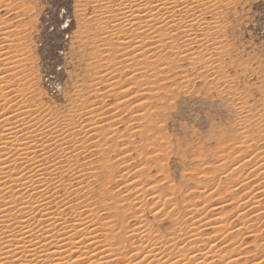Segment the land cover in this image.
Segmentation results:
<instances>
[{
    "label": "rangeland",
    "instance_id": "rangeland-1",
    "mask_svg": "<svg viewBox=\"0 0 264 264\" xmlns=\"http://www.w3.org/2000/svg\"><path fill=\"white\" fill-rule=\"evenodd\" d=\"M117 1L118 3L115 4L114 2ZM122 1L0 0V85L3 88L0 86L3 90L0 93L4 95L8 103L0 94V101H4L0 102V117H6L12 124L17 121L16 124L20 125L21 130L26 127L28 131H35L30 134L23 130L17 136L19 140L22 136V138L33 136L31 138L34 142H32L39 147L42 138H47H45L47 143H44L46 141L43 139L44 144L41 145L43 150L47 148L43 152L48 154L45 153L38 160L42 162L44 159L41 163L44 167H50L52 164L60 166L58 167L60 172L57 174L44 176L51 185L47 196L55 195L50 198L51 202L54 201L50 204V210H55L60 204L61 208H59L62 209L63 214H67L64 215V219L66 218L68 225H72L78 220V218L73 220L76 217L73 209L80 205L79 202H84L85 204H81V207L84 206L86 211L91 210L92 222L95 225L99 224L96 225L95 232V236L101 242L99 245L104 246L107 242H102L105 240L104 237L106 240L109 239L108 242L112 247L108 242L106 245L108 244L111 248L108 245L107 247L113 250V258H117L116 260L119 258L116 264H127L126 259L134 261V254L141 251V248L137 251V247H144V244L139 243L137 236L129 234L130 229L140 225L149 234L154 233L151 234L153 237L156 233H158L156 236L162 235L163 242L174 239L176 233L175 241L182 240L183 243H180L178 248L185 250V253L189 247V251H193L190 253L191 256L193 253V256L195 255L194 258L201 256L203 252L200 251L206 249L207 245H214L213 248L218 246V253L221 250V257H227L228 253L229 257L237 256V264H264V177L262 178V175L264 176V138L262 137L264 136L262 131V128L264 130V0H194L195 2L177 0L172 19L180 21L187 18L185 20L187 23L176 20L179 22L177 25L179 28L171 27L173 31L176 29L174 32L166 27L163 32L165 33L164 46L158 50H153L155 48L152 44L147 47L148 41L144 40L137 31L141 25L139 19L133 21V27V24L121 23L123 20L119 16L121 11L117 8ZM183 6L187 14L181 11ZM190 7L194 10H190ZM57 10L59 11L57 19L63 20L66 28L62 26L60 29L62 36L57 37L58 47L53 60L49 55L48 34L45 30L50 17ZM189 15H192L191 20ZM196 20H201V24H197ZM120 26L123 27L120 28ZM132 30L135 31L132 32ZM47 31L51 32V29ZM138 32L140 36L136 35ZM138 40L143 44H137L135 41ZM132 48L138 49L134 55ZM143 50H147L144 51L145 53L149 50L150 53L146 55L143 52L144 56L141 53ZM3 57H6L5 60ZM52 63L55 64V70L50 67ZM3 106L6 107L4 110ZM249 111H252V115ZM245 113L248 114L249 124L242 126L241 120ZM259 115L263 117L260 118ZM257 119L261 120L258 122ZM37 121L38 124H36ZM44 121L45 124L54 122L55 124L51 125L46 132L43 130ZM25 122L27 125L24 124ZM65 122L67 125L69 123L68 127L65 126ZM61 123L64 125L62 126ZM257 123H262V127L259 124L255 126ZM31 124L33 127L30 126ZM91 126L97 127L98 130L95 132L96 129L92 130ZM28 127L32 128L29 130ZM36 128H39L38 131ZM90 128L94 132L90 131ZM60 129L61 132H58ZM54 130L55 132L57 130V133L50 135L48 131L54 132ZM64 130L68 133L62 134ZM256 130L259 132L256 133ZM242 131H245L244 135ZM37 133L39 135L41 133V136ZM70 135L79 143L72 142ZM65 136L67 137L64 139ZM50 139L52 140L49 142ZM59 144H62L61 147L64 145L65 155L69 153L70 158L64 155L60 157L57 154L56 146ZM39 149L41 148L34 150L38 152L37 155L42 154ZM52 153L56 154L52 156ZM50 156L52 158H48ZM47 161L48 164L45 163ZM61 162L64 163L61 164ZM237 165L240 171H237ZM259 166L260 171L257 169ZM233 168L236 169L234 175L231 174ZM71 169H75L74 176L71 175L73 174L70 172ZM253 169L255 172L258 170L261 175H256ZM229 172L231 176L228 175ZM69 175L77 178L82 175V177L76 181ZM245 177L248 181L244 180ZM57 179H60L59 182ZM136 181L140 183L137 184ZM128 184L129 186L136 184L138 187L135 186L134 190L137 191L131 188L135 193L130 189L127 194L125 187ZM86 185L89 186L86 188ZM70 186L76 188H69ZM80 186L85 188L81 189ZM142 186L146 189L144 190ZM65 189L73 193L76 191V193L71 195L72 193ZM138 189L140 192L143 191L141 192L144 193L143 196L141 193L136 194L139 192ZM108 191L110 195L107 194ZM104 195L108 198H104ZM133 195L135 196L132 198ZM138 195L142 198L138 199ZM110 198L112 199L109 200ZM61 199L64 200L63 204ZM136 202L142 204L139 205L142 208L138 206L140 210ZM221 202L224 203L221 204ZM68 205L73 208L70 206L71 209H69ZM204 205L208 206L206 210V207L203 208ZM93 217L96 218L93 219ZM216 218L219 224L216 223ZM97 219L102 220L101 226ZM103 219L109 222L108 226ZM191 219L210 223L199 231L200 236L196 235L193 238V240L199 238L198 242H201L197 244V240L193 244L189 239L186 240V237L193 233L184 235L182 232V235L177 232V228L184 230L188 222L192 221ZM103 222L107 228L102 226ZM110 223L115 224L114 227H110ZM146 223L147 226H145ZM181 223L182 226H180ZM120 224L121 227H119ZM212 225L217 227L222 225L223 228L218 231V227L215 233L212 231ZM103 228L108 229L106 233ZM113 228L118 231L114 232ZM109 230L113 232L108 233ZM177 234L184 237L180 238ZM109 235L112 238H109ZM132 237L133 239H130ZM117 241L122 246L118 245ZM206 241H209L208 244L205 243ZM212 242L213 245H211ZM189 243L190 246H188ZM193 245L196 247H192ZM132 247L134 250L136 247V252H133ZM119 248L123 249L120 251ZM224 249L228 253H225ZM229 250L234 252L231 253ZM173 251L174 249L168 250L165 253V255L169 253L166 258L176 259L174 256L183 254L181 251L178 255L179 251L176 250L175 255L172 256ZM195 259L199 261L198 258ZM218 259H215L216 264L221 261Z\"/></svg>",
    "mask_w": 264,
    "mask_h": 264
},
{
    "label": "bare ground",
    "instance_id": "bare-ground-1",
    "mask_svg": "<svg viewBox=\"0 0 264 264\" xmlns=\"http://www.w3.org/2000/svg\"><path fill=\"white\" fill-rule=\"evenodd\" d=\"M112 0H110V2H111ZM194 1V0H193ZM193 1H192V4H194L193 3ZM176 2H177V0H123L122 2H120L119 4H118V7L119 8H117L119 11H121L120 13H119V16H121L120 17V19L122 18L123 20H121V23H123L124 22V24L126 23V24H133V21H135V20H138L139 21V24H141L138 28V30L137 31H139L140 32V34H141V37L144 39V40H147L148 42H146V43H148V45H147V47H149V45H151L152 44V46L155 48V49H153V50H158L159 48H162L163 46H164V34L165 33H163L164 32V30H165V28L166 27H168L167 29L169 30V29H171V27H174V26H176V29L177 28H179V27H177V25H178V23L179 22H182V21H185V20H177V21H179V22H177L176 20V22L172 19V17L174 16V11H173V9H174V5L176 4ZM185 2H187V0L185 1ZM189 2V1H188ZM195 2V1H194ZM115 4L116 3H118V1L117 2H114ZM115 4H113V5H115ZM185 5V4H184ZM117 6V5H116ZM176 6V5H175ZM178 6V5H177ZM180 6V5H179ZM178 6V7H179ZM187 6H188V4H187ZM191 6V5H190ZM177 7V8H178ZM176 8V9H177ZM193 8H191L190 7V10H192ZM117 10V11H118ZM185 10H186V8H185ZM190 10H188V11H190ZM194 10V9H193ZM116 11V12H117ZM181 11H183V12H185L184 11V6H183V9L181 10ZM187 11V10H186ZM111 13V12H110ZM177 13H179V12H177ZM177 13H175V14H177ZM186 14H187V12H185ZM217 14V13H216ZM111 15V14H110ZM114 15V14H113ZM180 15V14H179ZM112 16V15H111ZM115 17H116V15H115ZM183 17H184V15H183ZM185 17H187V16H185ZM190 17H192V15L190 16L189 15V19L191 20L192 18H190ZM201 17V16H200ZM175 18V17H174ZM110 19V18H109ZM196 19H198V18H196ZM200 19V18H199ZM116 20V19H115ZM118 21H120L119 19H117ZM200 21L201 20H196V23L197 24H199L200 23ZM203 21V20H202ZM189 23L190 22H192V21H188ZM2 23H5V22H2ZM1 23V24H2ZM120 23V22H119ZM118 23V24H119ZM121 23L119 24V25H121ZM187 22L185 21V23L184 24H186ZM6 24V23H5ZM118 24H116V26L118 25ZM136 24H138L137 22H136ZM138 24V25H139ZM201 24V23H200ZM192 25H194V23L192 24ZM192 25H191V27H192ZM115 26V27H116ZM128 26V25H127ZM134 26V24L132 25V27ZM136 26V25H135ZM170 26V27H169ZM198 26V25H197ZM201 26V25H200ZM121 27H123V26H120V28ZM131 27V26H130ZM131 27V28H132ZM186 27V26H185ZM118 28V27H117ZM129 28V27H128ZM180 28H181V26H180ZM198 28V27H197ZM109 29V28H108ZM114 29H116V28H114ZM137 29V28H136ZM135 29V30H136ZM175 29V28H174ZM175 29V30H176ZM185 29V28H184ZM135 30H132V32H134ZM172 30V29H171ZM170 30V31H171ZM174 30V31H175ZM190 30H192V29H190ZM189 30V31H190ZM118 31H119V29H118ZM173 30H172V32H174ZM182 31H184V30H182ZM111 32V31H110ZM109 32V33H110ZM120 32V31H119ZM125 32V31H124ZM130 32V31H129ZM139 32L136 34V35H138V36H140V34H139ZM113 33V32H112ZM116 33H117V31H116ZM122 34H123V32H121ZM126 33V32H125ZM128 33V32H127ZM184 33V32H183ZM195 32H193V34H194ZM1 34H3V33H1ZM118 34V33H117ZM121 34V35H122ZM167 35L169 34V33H166ZM9 35V34H8ZM104 35V34H103ZM115 35V34H114ZM191 35V34H190ZM112 36V35H111ZM179 36V35H178ZM187 36V35H186ZM120 37V36H119ZM124 37H126V36H124ZM188 37H189V35H188ZM207 37V36H206ZM130 38H132V37H130ZM134 38H136V37H134ZM140 37H138V39H139ZM170 38H172V37H170ZM169 38V39H170ZM107 39H108V37H107ZM127 39V38H126ZM129 39V38H128ZM194 39V38H193ZM106 40V39H105ZM104 40V41H105ZM120 40V39H119ZM130 40V39H129ZM135 40H137V39H135ZM142 40V39H141ZM167 40H168V38H167ZM205 40V39H204ZM203 40V41H204ZM124 41V40H123ZM164 41V42H163ZM187 41V40H186ZM193 41V40H192ZM202 41V40H201ZM121 42H122V40H121ZM120 42V43H121ZM126 42V41H125ZM125 42H124V44H125ZM137 44H143V42L141 41V42H139V40L138 41H135ZM207 42V41H206ZM119 43V44H120ZM127 43V42H126ZM134 43V42H133ZM129 44H131V43H129ZM128 44V45H129ZM132 45V44H131ZM121 46V45H120ZM134 46V45H133ZM143 46H145V44L143 45ZM143 46H140V47H143ZM118 47V46H117ZM128 47V46H127ZM126 47V48H127ZM139 47V48H140ZM146 47V48H147ZM130 48V47H129ZM135 48H137V46L135 45ZM135 48H134V50H133V48H132V50L134 51L132 54L134 55L137 51H138V49L137 50H135ZM144 48V47H143ZM143 48H140V49H143ZM182 48V47H181ZM139 49V51H141ZM149 49V48H148ZM186 49H187V47H186ZM152 50V51H153ZM2 51V50H1ZM124 51V50H123ZM145 50H143L141 53L143 54V52H144ZM147 51V50H146ZM145 51V52H146ZM150 51H151V49H150ZM165 51V50H164ZM188 51V50H187ZM144 52V53H145ZM148 52H149V50H148ZM145 53L146 55L147 54H149V53ZM9 53V52H8ZM131 53V52H130ZM145 54H143L144 56H145ZM138 55V54H137ZM140 55V54H139ZM138 55V56H139ZM143 55H142V57H143ZM6 56V55H5ZM124 56H125V54H124ZM129 56V55H128ZM131 56V55H130ZM149 56V55H148ZM151 56V55H150ZM134 57V56H133ZM154 57V56H153ZM156 57V56H155ZM172 57V56H171ZM5 58L6 57H3V59L5 60ZM132 58V57H131ZM139 58V57H138ZM144 58V57H143ZM147 58V57H146ZM152 57H148L147 59H151ZM205 58V57H204ZM203 58V59H204ZM7 59H9V58H7ZM6 59V60H7ZM136 60H137V56H136V58H135ZM134 58H133V60H135ZM1 60V59H0ZM3 60V61H4ZM193 60V59H192ZM129 61V60H128ZM128 61H126V62H128ZM140 61V60H139ZM139 61H137V62H139ZM148 61V60H147ZM155 62V61H154ZM7 63V62H6ZM5 63V64H6ZM20 63V62H19ZM142 63V62H141ZM159 63V62H158ZM208 63V62H207ZM16 64H17V62H16ZM127 64V63H126ZM147 64H148V62H147ZM1 65V64H0ZM9 65V64H8ZM210 65V64H209ZM124 68V67H123ZM145 69V68H144ZM14 71V70H13ZM168 73V72H167ZM104 74V73H103ZM112 74V73H111ZM182 74V73H181ZM136 75V74H135ZM3 76V75H2ZM1 76V77H2ZM125 76V75H124ZM3 78V77H2ZM125 78V77H124ZM131 78V77H130ZM1 79V78H0ZM3 80V79H2ZM136 80V79H135ZM138 80V79H137ZM108 81V80H107ZM111 81V80H110ZM3 83V82H2ZM111 84V83H110ZM131 84V83H130ZM136 84V83H135ZM113 85V84H112ZM129 85V84H128ZM1 86V88H2V85H0ZM143 86H145V85H143ZM108 87H110V86H108ZM113 87V86H112ZM0 88V89H1ZM3 89V88H2ZM0 90V91H3V90ZM112 89V88H111ZM160 89V88H159ZM5 90V89H4ZM121 90V89H120ZM119 90V91H120ZM124 90V89H123ZM122 90V91H123ZM21 91V90H20ZM95 91V90H94ZM104 91V90H103ZM112 91V90H111ZM12 92V91H11ZM114 92V91H113ZM128 92V91H127ZM145 92V91H144ZM4 93H5V91H4ZM22 93V92H21ZM123 93H125V92H123ZM1 94V93H0ZM2 96H3V100H5V102L7 103V100L5 99V97H4V95L3 94H1ZM1 95H0V97H1ZM22 95V94H21ZM20 95V96H21ZM116 95V94H115ZM8 96V95H7ZM8 98V97H7ZM141 99V98H140ZM9 100V99H8ZM15 100V99H14ZM21 100V99H20ZM0 102H4V101H0ZM13 102V101H12ZM22 102V101H21ZM103 103V102H102ZM113 103V102H112ZM117 103V102H116ZM8 104V103H7ZM123 104V103H122ZM4 106H6V105H4ZM3 106V107H4ZM8 106V105H7ZM110 106V105H109ZM128 106V105H127ZM2 107V109L4 110L6 107H4L3 108ZM17 107V106H16ZM107 107V106H106ZM121 108V107H120ZM1 109V108H0ZM23 109V108H22ZM83 110V109H82ZM115 110V109H114ZM248 110V109H247ZM13 111V110H12ZM16 111V110H15ZM14 111V112H15ZM81 111V110H80ZM246 113L248 112V111H245ZM250 112V111H249ZM252 112V111H251ZM251 112H250V114H251ZM261 112V111H260ZM263 112V111H262ZM24 113V112H23ZM23 113H21V114H23ZM125 113V112H124ZM245 113V114H246ZM259 113V112H258ZM258 113H257V115H258ZM10 114V113H9ZM25 114V113H24ZM23 114V115H24ZM28 114V113H27ZM132 114V113H131ZM255 114V113H254ZM2 115H5V114H2ZM252 115V114H251ZM261 115H262V113H261ZM7 116V115H6ZM33 116V115H32ZM78 116V115H77ZM260 116V115H259ZM258 116V117H259ZM118 117V116H117ZM257 117V116H256ZM261 117H263V116H260V118ZM29 118V117H28ZM115 118V117H114ZM251 119H253L252 117H250ZM255 118V117H254ZM14 119V118H13ZM16 119V118H15ZM65 119V118H64ZM263 119V118H262ZM19 120V119H18ZM52 120V119H51ZM260 121L261 119H257V121ZM10 120H8L6 117H4V116H1L0 117V264H116L117 262H119L118 260H119V258H118V260H116L117 258H113V250L112 249H110L111 247H112V245H110V243L108 242V240H106V237H104L105 238V240L104 241H102V242H104L105 243V241H107L108 243H109V245L111 246H109L108 244V247H110V248H108L107 247V245H106V243L104 244V246H100L99 245V243H101V242H99V239H98V237H96L95 236V232L97 231L96 229V225H95V223H93L92 222V211L91 210H87L86 211V208L84 207V206H82L81 207V204L83 205V204H85L84 202L83 203H80L79 202V204L80 205H77L76 203V205H74V206H76L77 208H75V209H73L74 211V213H72V214H74V215H76V217H74V219L73 220H76V218H78V220H77V222L75 223V224H72V225H68L67 223V221L64 219V215H67V214H63V211H62V209H60L61 207H60V204H59V206L57 207V208H55V210H50V204H52V202H54V201H50V198L51 197H53V196H55V195H53V193H51L53 196H47V194H49V188L51 187V185L49 184V180L47 181L45 178L46 177H44L45 175H55V174H57V172H60V171H58L59 169H58V167H60V166H56L55 164H52L50 167H44L41 163L44 161V159L42 160V162H40L38 159H39V157H43L44 155H45V153L46 154H48V152H43V151H45V149H47V148H45L44 150H43V145H41L43 142H42V140L44 139V141H46L45 140V138H42V140H41V146L39 145V147L41 148V149H39V150H41V151H39V152H42V154H40L39 153V155H37V153H36V151H34L35 149H37V148H39L38 146H36V144L35 143H33L34 141L32 140V138L31 137H33V136H31L30 138H31V140H30V138L29 137H26V138H22V137H20V140H19V138L17 139V136L19 135V134H21V132H23V130H26V127H25V129H23V130H21L20 128H19V126L20 125H18V124H16L17 123V121H15L14 122V124H12L11 122H9ZM39 121V120H38ZM38 121L36 122V124H38ZM46 121V120H45ZM45 121H44V123H42V124H45ZM49 121H50V119H49ZM57 121V120H56ZM64 121H66V120H64ZM71 121V120H70ZM73 121H74V119H73ZM91 121V120H90ZM258 121V122H259ZM20 122H21V119H20ZM22 122H23V120H22ZM35 122V121H34ZM47 122V121H46ZM54 122V121H53ZM131 122H133V121H131ZM66 124H65V126L66 127H68V125H69V123H68V125H67V122H65ZM84 123V122H83ZM130 123V122H129ZM246 123H248L249 124V118H248V114H246V115H244L243 116V119L241 120V125L243 126V125H245ZM253 123H255V122H253ZM23 124V123H22ZM21 124V125H22ZM24 124H26V122L24 123ZM53 124H55V122L53 123ZM53 124H51V123H47V124H45V126L43 127V130H47L49 127H51V125H53ZM62 124V123H61ZM95 124V123H94ZM93 124V125H94ZM260 125V127H262V125L264 124H260V123H257L255 126H257V125ZM27 125V124H26ZM41 125V124H40ZM56 125H58V123L56 124ZM55 125V126H56ZM64 124H62V126H63ZM92 125V126H93ZM96 125V124H95ZM30 126H32V124L30 125ZM36 126V125H35ZM34 126V127H35ZM39 126V125H38ZM61 125H60V127H62ZM64 126V127H65ZM91 126V127H92ZM116 126V125H115ZM139 126V125H138ZM240 126V125H239ZM33 127V126H32ZM31 127V128H32ZM41 127V126H40ZM39 127V128H40ZM56 127H59V126H56ZM56 127H52L53 129L54 128H56ZM70 127H72V126H70ZM76 127H79V126H76ZM89 127V126H88ZM113 127V126H112ZM248 127V126H247ZM259 127V128H260ZM24 128V127H23ZM31 128H29L28 127V129L30 130ZM39 128H36V131H38V129ZM73 129H74V127H72ZM97 128V127H96ZM95 127H92V130L93 129H96ZM115 128V127H114ZM141 128V127H140ZM139 128V129H140ZM242 128H244V127H242ZM51 129V128H50ZM63 129V128H62ZM67 129H69V128H67ZM241 129V128H240ZM239 129V130H240ZM245 129V128H244ZM256 129V128H255ZM261 129V128H260ZM40 130H42V129H40ZM58 130V129H57ZM57 130H56V132H55V130H54V132H51L52 131V129H51V131H48V132H50L49 134L51 135V134H55V133H57ZM78 130H80V128L78 129ZM91 130V128H90V131H92ZM98 129H96L95 130V132L97 131ZM243 130V129H242ZM26 131H28V130H26ZM65 131H67V130H64V132H62V134H66V133H68V132H65ZM69 131H71V130H69ZM74 132H75V130H73ZM257 132L256 133H258L259 131L258 130H256ZM262 131L264 132V130H263V128H262ZM261 131V132H262ZM30 134L31 133H34V132H32L31 130L30 131H28ZM47 132V131H46ZM58 132H61V129H60V131H58ZM72 132V131H71ZM89 132V131H88ZM92 132H94V131H92ZM245 133V131H242V133ZM260 132V133H261ZM29 133L27 134V135H29ZM45 133V132H44ZM85 133V132H84ZM244 133H243V135H244ZM38 135H39V133H37ZM37 134H35L37 137H38V135ZM42 134H43V132H42ZM47 134V133H46ZM62 134H61V136H62ZM75 134V133H74ZM264 134V133H263ZM26 135V134H25ZM34 135V136H35ZM48 135V134H47ZM71 135H73L72 133H71ZM69 136V137H71L72 139H73V137L72 136ZM76 135V134H75ZM118 135V134H117ZM259 135V134H258ZM35 136V137H36ZM39 136H41V133H40V135ZM46 136V135H45ZM58 136V135H57ZM60 136V135H59ZM77 136H78V133H77ZM90 136V135H89ZM113 136V135H112ZM246 136H248V135H246ZM262 136V135H261ZM36 137V138H37ZM56 137V136H55ZM67 136H65L64 137V139L66 138ZM76 136H74V138H75ZM87 137V136H86ZM95 138H96V136H94ZM244 137V136H243ZM263 138H264V136H262ZM49 138V137H48ZM63 138V137H62ZM118 138V137H117ZM47 139V138H46ZM54 139V138H53ZM64 139H62V140H64ZM36 140V139H35ZM52 139H50L49 140V142L51 141ZM60 140V139H59ZM61 140V141H62ZM90 140V139H89ZM118 140V139H117ZM253 140V139H252ZM33 141V142H32ZM70 141H72V140H70ZM69 141V142H70ZM74 141H77V143H79L78 142V140H75V139H73V141L72 142H74ZM80 141V140H79ZM48 142V143H49ZM59 142V141H58ZM38 143H40V142H38ZM44 143H47V141L46 142H44ZM43 143V144H44ZM63 143V142H62ZM68 143V142H67ZM76 143V142H75ZM52 144H54V142L52 143ZM51 144V145H52ZM64 144H65V142H64ZM74 144V143H73ZM86 144V143H85ZM99 144V143H98ZM38 145V144H37ZM57 145V144H56ZM55 145V146H56ZM61 145L62 144H59L58 146H56L57 147V154H59V156L60 157H63L62 155H64V156H68V154L66 153V155H65V150H64V148H63V146L61 147ZM256 145H257V143H256ZM47 146V145H46ZM51 147V146H50ZM49 147V148H50ZM55 147V148H56ZM67 147V146H66ZM77 148H79L80 149V147H76V149ZM249 148V147H248ZM78 149V150H79ZM120 149V148H119ZM52 150H50V152H51ZM88 151V150H87ZM74 152V151H73ZM125 152H127V151H125ZM83 153H85V152H83ZM254 153V152H253ZM56 154V153H55ZM54 154V155H55ZM125 154V153H124ZM123 154V155H124ZM53 155V153H52V156H54ZM58 156V157H59ZM47 157V156H46ZM74 157H75V155H74ZM78 157V156H77ZM119 157V156H118ZM48 158H52L51 156L50 157H48ZM67 158H70L69 156L67 157ZM76 158V157H75ZM256 158V157H255ZM42 159V158H41ZM46 160H48L47 158H45ZM57 159H55V161H56ZM59 160V159H58ZM106 160V159H105ZM242 160V159H241ZM244 160V159H243ZM246 160V159H245ZM50 161V160H49ZM54 161V160H53ZM52 161V162H53ZM17 162H19L18 164V166H17ZM52 162H50V163H52ZM65 162V161H64ZM64 162H61V164L62 163H64ZM72 162V161H71ZM45 163H47L48 164V161L47 162H45ZM49 163V164H50ZM56 163H59V162H56ZM125 163V162H124ZM123 163V164H124ZM60 164V163H59ZM246 164V163H245ZM248 164V163H247ZM141 165V164H140ZM257 165H258V163H257ZM256 165V166H257ZM260 165V164H259ZM68 166V165H67ZM67 166H65V167H67ZM73 166V165H72ZM71 166V168H73ZM240 166H241V164H240ZM254 166V165H253ZM139 167V166H138ZM219 167V166H218ZM238 165H237V171H240V167H239V169H238ZM242 167V166H241ZM243 167H244V165H243ZM255 167V166H254ZM63 168V167H62ZM222 168V167H221ZM66 169V168H65ZM68 169H70V168H68ZM220 169V168H219ZM257 169L260 171L261 170V168H260V166L259 167H257ZM256 169V170H257ZM73 170H75V169H73ZM73 170L71 169L70 170V172H72L73 173ZM143 170V169H142ZM230 170V169H229ZM234 170H236V169H234L233 168V172H231V174H233L234 175V173H235V171ZM250 170V169H249ZM254 170V173H256V175L257 174H259L260 172H258V170H257V172H255V169H253ZM252 170V171H253ZM62 171V170H61ZM65 172H66V170H64ZM64 171H63V173H64ZM80 171V170H79ZM232 171V170H231ZM237 171H236V173H237ZM69 172V173H70ZM124 172V171H123ZM68 173V172H67ZM66 173V174H67ZM122 173V172H121ZM211 173V172H210ZM240 173V172H239ZM253 173V172H252ZM253 173V174H254ZM60 174V173H59ZM129 174V173H128ZM127 174V175H128ZM207 175H208V173H206ZM248 173H246V175H247ZM252 174V176H254ZM62 175V174H61ZM68 175V174H67ZM66 175V176H67ZM72 176H74L75 174L73 173V174H71ZM83 175V174H82ZM82 175L80 176V177H72V176H70V178H73V180H76L77 181V179H79V178H81L82 177ZM139 175V174H138ZM228 175H230V172H229V174ZM236 175V174H235ZM238 175V174H237ZM236 175V176H237ZM259 175H261V174H259ZM65 176V175H64ZM63 176V177H64ZM84 176V175H83ZM141 176V175H140ZM231 176V175H230ZM251 176V177H252ZM226 177V176H225ZM235 177V176H234ZM247 177V176H246ZM246 177L244 178V180L246 179ZM258 177V176H257ZM264 176L262 175V178H263ZM51 178V177H50ZM54 178V177H53ZM107 178H109V177H107ZM248 178H249V176H248ZM248 178L246 179V181H248ZM260 178V177H259ZM63 179V178H62ZM228 179V178H227ZM261 179V178H260ZM58 180V179H57ZM60 180V179H59ZM59 180H58V182H59ZM71 180V179H70ZM114 180V179H113ZM229 180V179H228ZM52 181H53V179H52ZM72 181V180H71ZM225 181H226V178H225ZM50 182H51V180H50ZM70 182V181H69ZM79 182H80V180H79ZM112 182V181H111ZM128 182H130V181H128ZM133 182H135V181H133ZM138 182V183H137ZM231 182V181H230ZM230 182L228 183V184H230ZM110 183V182H109ZM136 183L137 184H139L140 182L139 181H136ZM234 183V182H233ZM242 183H244V182H242ZM246 183H248V182H246ZM52 184V183H51ZM67 184V183H66ZM65 184V186L66 187H68L67 185ZM70 184V183H69ZM68 184V185H69ZM83 184V183H82ZM124 184V183H123ZM126 184V183H125ZM153 184H155V183H153ZM152 184V185H153ZM249 184V183H248ZM257 184H258V182H257ZM53 185H55V183L53 182ZM62 185V184H61ZM64 185V184H63ZM140 185H142V184H140ZM151 185V184H150ZM150 185H148V186H150ZM157 185V184H156ZM57 186V185H56ZM87 186H89V185H86L85 187L87 188ZM125 186V185H124ZM135 186H136V184H132V185H130L129 186V184L125 187V191H126V193L127 192H129L128 190H130L131 188H133V190H134V188H135ZM154 186V185H153ZM232 186V185H231ZM246 186H247V184H246ZM58 187H59V185H58ZM61 187V186H60ZM72 187H75V186H72ZM71 186L69 187V188H72ZM80 187H82V186H80ZM85 187H82L81 189H83V188H85ZM136 187H138V186H136ZM143 187V186H142ZM147 187V186H146ZM216 187V186H215ZM250 187H252V186H250ZM261 187V186H260ZM56 188V187H55ZM76 188V187H75ZM144 188V190L146 189L145 187H143ZM143 188H142V190H143ZM154 188H155V186H154ZM157 188V187H156ZM253 188V187H252ZM259 188V187H258ZM262 188V187H261ZM54 188H52V190H53ZM122 189H123V187H122ZM140 189H141V187H140ZM140 189H138L139 190V192H136V194H138V193H141V192H143L142 190H141V192H140ZM148 189H149V187H148ZM158 189V188H157ZM211 189V188H210ZM232 189V188H231ZM260 189V188H259ZM51 190V191H52ZM57 190V189H56ZM62 190H64V188L62 189ZM65 190H67V189H65ZM73 190V189H72ZM86 190V189H85ZM132 189L130 190V191H133ZM136 190V189H135ZM134 190V191H135ZM149 190H151V188L149 189ZM148 190V191H149ZM154 191H155V189H153ZM152 190V191H153ZM171 190V189H170ZM198 190V189H197ZM205 190V189H204ZM258 190V189H257ZM256 190V191H257ZM68 191V190H67ZM81 191H83V190H81ZM80 191V192H81ZM107 191V190H106ZM133 191V192H134ZM137 191V190H136ZM180 191V190H179ZM213 191V190H212ZM60 192V191H59ZM65 192V191H64ZM69 192V191H68ZM78 192V191H77ZM111 192H113V191H111ZM124 192V191H123ZM145 192V191H144ZM156 192H157V190H156ZM208 192H209V190H208ZM215 192V191H214ZM56 193V192H55ZM54 193V194H55ZM71 195H73L74 193H76V191H74V193L73 192H69ZM105 193V192H104ZM110 193V191H108L107 192V194H109ZM135 193V192H134ZM159 193V192H158ZM223 193H224V191H223ZM263 193V192H262ZM59 194V193H58ZM128 194V193H127ZM135 194V195H136ZM142 194H144V193H141V195ZM154 194V193H153ZM206 194H208V193H206ZM219 194V193H218ZM221 194H222V192H221ZM65 195V194H64ZM89 195V194H88ZM110 195V194H109ZM131 195V194H130ZM130 195H128V196H130ZM135 195H133L132 196V198L135 196ZM248 195V194H247ZM252 194H250V196H251ZM255 195V194H254ZM70 196V195H69ZM76 196V195H75ZM108 196V195H107ZM115 196V195H114ZM143 196V195H142ZM155 196V195H154ZM170 196V195H169ZM211 195H209V197H210ZM214 196V195H213ZM212 196V197H213ZM59 198H60V196H58ZM112 197V196H111ZM116 197V196H115ZM137 197H139V195L137 196ZM137 197H135V198H137ZM141 197V196H140ZM138 198V199H141V198ZM157 197V196H156ZM206 197V196H205ZM238 197V196H237ZM104 198H108V197H105V195H104ZM131 198V200H133ZM249 198V197H248ZM65 199H67V197L65 198ZM85 198H83V200H84ZM112 198H110L109 200H111ZM146 199V198H145ZM159 199V198H158ZM157 199V200H158ZM209 199V198H208ZM213 199V198H212ZM256 199V198H255ZM52 200V199H51ZM55 200H56V197H55ZM62 200V199H61ZM78 200V199H77ZM82 200V201H83ZM103 200V199H102ZM101 200V202L103 203V201ZM126 200V199H125ZM135 200H137V199H135ZM143 200V199H142ZM156 200V199H155ZM154 200V201H155ZM210 200V199H209ZM208 200V201H209ZM244 199H242V201H243ZM245 200H247V199H245ZM64 200H62L61 201V203L63 202ZM86 201V200H85ZM130 201V200H129ZM134 201V200H133ZM70 202V201H69ZM73 202V201H72ZM72 202H70V203H72ZM74 202H75V200H74ZM101 202H99V203H101ZM120 202V201H119ZM124 202H126V201H124ZM130 202H132V201H130ZM139 202L141 203V201L139 200ZM143 202V201H142ZM212 202V201H211ZM251 202V201H250ZM69 203V204H70ZM137 203V202H136ZM135 203V204H136ZM138 204L137 205V207L139 206V205H142V204ZM154 203V202H153ZM204 203H205V201H204ZM206 203H208L207 201H206ZM224 203V202H223ZM222 202H221V204H223ZM226 203V202H225ZM260 203V202H259ZM55 204V203H54ZM63 204V203H62ZM66 204V203H65ZM68 204V203H67ZM66 204V205H67ZM88 204V203H87ZM220 204V205H221ZM102 205V204H101ZM109 205V204H108ZM122 205V204H121ZM124 205V204H123ZM201 205H202V203H201ZM212 204H210V206H211ZM219 205V204H218ZM238 205V204H237ZM65 206V205H64ZM71 206V205H70ZM69 205H68V208L70 207ZM79 206V207H78ZM90 206H94V205H92V204H90ZM103 206H104V204H103ZM105 206H107V204L105 205ZM111 206H115V205H111ZM135 206V205H134ZM150 206V205H149ZM156 206H158L157 204H156ZM162 206V205H161ZM213 206V205H212ZM251 206H253V205H251ZM60 207V208H59ZM72 207V206H71ZM71 207L69 208V209H71ZM88 207H89V205H88ZM123 207V206H122ZM140 208H142L141 206H139ZM138 207V208H139ZM206 207V208H205ZM215 207V206H214ZM221 207V206H220ZM250 207V206H249ZM62 208H63V205H62ZM73 208V207H72ZM90 208V207H89ZM103 208V207H102ZM109 208V207H108ZM111 208V207H110ZM133 208V207H132ZM137 208V209H138ZM140 208H139V210H140ZM157 208V207H156ZM159 208V207H158ZM162 208V207H161ZM190 208V207H189ZM194 208V207H193ZM202 208V207H201ZM201 208H199L200 210H201ZM203 208H205V210L208 208V206H205L204 205V207ZM210 208V207H209ZM247 208H248V206H247ZM52 209V208H51ZM90 209H92V208H90ZM100 209V208H99ZM104 209V208H103ZM103 209H101V210H103ZM107 209V208H106ZM114 209H116L115 207H114ZM155 209V208H154ZM197 209V208H196ZM66 210H67V208H66ZM77 210V211H76ZM97 210V209H96ZM100 210V211H101ZM119 210V209H118ZM156 210V209H155ZM191 210V209H190ZM189 210V211H190ZM193 210V209H192ZM260 210H263V209H260ZM165 211V210H164ZM209 211V210H208ZM255 211V210H254ZM259 211V210H258ZM96 212V211H95ZM157 212V211H156ZM191 212V211H190ZM192 212H194V211H192ZM195 212H200V211H196L195 210ZM218 212V211H217ZM228 212V211H227ZM227 212H226V214H227ZM256 212V211H255ZM97 213V212H96ZM101 213V212H100ZM140 213V212H139ZM224 213V212H223ZM72 214H70V215H72ZM99 214V213H98ZM115 214H118V213H115ZM158 214V213H157ZM180 214V213H179ZM216 215H217V213H215ZM97 215V214H96ZM95 215V216H96ZM135 215H137V214H135ZM156 215V214H155ZM154 215V216H155ZM215 215V216H216ZM224 215V214H223ZM244 215V214H243ZM94 216V215H93ZM113 216V215H112ZM117 216V215H116ZM133 216V215H132ZM139 216V215H138ZM188 216V215H187ZM186 216V217H187ZM207 216V215H206ZM214 216V217H215ZM134 217V216H133ZM142 217V216H141ZM140 217V218H141ZM185 217V218H186ZM192 217V216H191ZM210 218H211V216H209ZM245 217V216H244ZM91 220H90V219ZM96 218V217H95ZM94 217H93V219H95ZM108 218V217H107ZM110 218V217H109ZM118 218V217H117ZM117 218H116V220H117ZM198 218V217H197ZM207 218V217H206ZM220 218V217H219ZM243 218V217H242ZM99 219V218H98ZM97 219V220H98ZM101 219V218H100ZM106 219V218H105ZM105 219H103V220H105ZM205 219V218H204ZM96 220V221H97ZM179 220V219H178ZM178 220H177V222H178ZM187 220H189V219H187ZM192 221L191 222H188V226L184 229V230H182V229H179V228H177V232H180L181 234H182V232H183V234L184 235H187V234H189V233H193V234H191V235H189L188 237H186V240L187 239H189L190 240V243L191 244H193L194 243V241H196V244H197V242H198V239L199 238H197L196 240H193V238L197 235V236H200V234H201V232H200V234L198 235V233H199V231L201 230L202 231V229L203 228H205L206 226H208V225H210V223L208 222V223H206V222H204L203 220H200V219H198V220H194V219H191ZM206 220V219H205ZM209 220V219H208ZM216 220V223H218L219 224V222H218V218H216L215 219ZM220 220V219H219ZM222 220V219H221ZM95 221V222H96ZM99 221V220H98ZM97 221V222H98ZM106 221V220H105ZM111 221V220H110ZM230 221V220H229ZM73 222H75V221H73ZM100 222V226H101V222H102V220H100L99 221ZM142 222V221H141ZM185 222V221H184ZM221 222H223V221H221ZM104 223V225H102L103 227H105V228H107L106 226H105V222H103ZM106 223H107V221H106ZM109 223V222H108ZM108 223H107V226H108ZM143 223V222H142ZM176 223V222H175ZM224 223H226V221L224 222ZM224 223H222V224H224ZM123 224V223H122ZM141 224V223H140ZM247 224V223H246ZM99 225V224H98ZM97 225V226H98ZM110 225V227H114V225L115 224H113V225H111V223L109 224ZM139 225V224H138ZM176 225H179V224H176ZM183 225H184V223H183ZM184 225V226H185ZM214 225V224H213ZM212 225V226H213ZM225 225H227V224H225ZM243 225V224H242ZM124 226V225H123ZM141 226V225H140ZM140 226H138L137 228H133V229H130L129 230V234H130V236H137L138 238H139V243H141L142 245L144 244V247H140V246H138L137 248H138V250L137 251H139V248H141V251L139 252V253H136V254H134L135 256H134V261L133 260H127L126 259V263L127 264H216V261H215V259H217V258H219L221 261L220 262H218V264L220 263V264H237L238 262H237V256L234 258V256H230L229 257V253L228 252H226V250L224 249V252L225 253H228V255H227V257H225V256H223V257H225V258H223V257H221L222 256V254H220V251H219V253H218V246H216L217 248H213L214 247V245H213V242H212V244L211 245H213V246H210V245H207L208 244V242L206 241L205 243H207L206 245H207V247H206V249H202V251H200L201 249H200V247H199V251L203 254H201V256H199V257H195V258H198L199 259V261H198V263H197V261H196V259L194 258V256H193V254H192V256H191V254L190 253H192L191 252V250L189 251V247L186 249L187 251L186 252H188V253H184V251H183V249L181 250V249H179L178 247H179V245H180V243H182V240H181V242H178V241H180V240H178V241H175L176 239L175 238H177V236H176V233L174 234L175 235V237H174V239L173 238H171L172 240H170L169 238V241H167V242H163V240H162V238H163V236H162V238H161V236H156V234H158V233H156L154 236L155 237H153L152 235L154 234V233H151V234H149L145 229H144V227H140ZM145 226H147V223H146V225ZM180 226H182V223H181V225ZM222 226V225H221ZM219 227V230H218V227L217 226H213L212 228H213V230L212 231H214L215 233H217L216 232V229L218 230V231H220L222 228H223V226L222 227ZM246 226V225H245ZM119 227H121V224H120V226ZM119 227H117V229H119ZM149 227V226H148ZM228 227V226H227ZM105 228H103V230L105 229ZM128 228V227H127ZM132 228V227H131ZM175 228V227H174ZM224 228H225V226H224ZM110 229V228H109ZM117 229H114L113 228V230H114V232H115V230L116 231H118ZM124 229V228H123ZM178 229H179V231H178ZM108 230V229H107ZM106 229L104 230V232L106 233V231H107ZM111 230V229H110ZM108 231V233H112L113 231ZM126 230V229H125ZM226 230V229H225ZM99 231V230H98ZM121 231V230H120ZM99 232H101V231H99ZM127 232V231H126ZM227 232H228V230H227ZM226 232V233H227ZM211 233V232H210ZM99 234V233H98ZM119 234V233H118ZM125 234V233H124ZM181 234H177L178 235V237H180L181 238V236L183 235H181ZM209 234V233H208ZM212 234V233H211ZM105 235V234H104ZM103 235V236H104ZM107 235V234H106ZM105 235V236H106ZM116 235H117V233H116ZM120 235V234H119ZM125 235H127V233L125 234ZM124 235V236H125ZM205 235V234H204ZM210 235V234H209ZM110 236V235H109ZM171 236H173V235H171ZM202 236V235H201ZM102 237V236H101ZM126 237H129V236H126ZM182 237H184V236H182ZM226 237H227V234H226ZM234 237V236H233ZM103 238V237H102ZM109 238H112V236H110ZM113 238H114V235H113ZM118 238H120V237H118ZM213 238V237H212ZM116 239V238H115ZM130 239H133V237L132 238H130ZM130 239H128V240H130ZM165 239L167 240V237H165ZM185 239V238H184ZM219 239V238H218ZM225 239V238H224ZM232 239V238H231ZM230 239V240H231ZM119 240V239H118ZM185 240V241H186ZM191 240H193V241H191ZM111 241V240H110ZM116 241V240H115ZM124 241V240H123ZM122 241V242H123ZM126 241V240H125ZM131 241V240H130ZM185 241H184V243H185ZM211 241V240H210ZM217 241V240H216ZM216 241H214V242H216ZM112 242V241H111ZM118 242L119 241H117V244H118ZM201 242V241H200ZM200 242H198V243H200ZM226 242H228V241H226ZM120 243V242H119ZM124 243V242H123ZM189 243V245L188 246H190L191 244ZM224 243V242H223ZM116 244V243H115ZM183 244V243H182ZM181 244V245H182ZM222 244V243H221ZM102 245H103V243H102ZM105 245H106V247H105ZM118 245H120V244H118ZM124 245V244H123ZM141 245V246H142ZM117 246V245H116ZM120 246H122V245H120ZM131 246V245H130ZM132 246H133V244H132ZM235 246V245H234ZM118 247V246H117ZM192 247H196V245L194 246H192ZM205 247V246H204ZM123 248L125 249V246H123ZM123 248H119V250L121 249H123ZM223 248H225V247H223ZM232 248V247H231ZM230 248V249H231ZM240 248V247H239ZM110 249V250H109ZM132 249L134 250V247H132ZM170 249H174V251H176V250H178L179 251V254L178 255H180V252L181 251H183V254H181V256H174V257H176V259H169V258H166V255H168L169 253H167L166 255H165V253L168 251V250H170ZM196 249V248H195ZM217 249V250H216ZM220 249V248H219ZM235 249V248H234ZM117 250V249H116ZM116 250H115V252H116ZM118 250V252H120ZM132 250V251H133ZM135 250H136V247H135ZM133 251V252H136V251ZM216 250V251H215ZM111 251V252H110ZM173 251V254H172V256L173 255H175V252ZM177 251V252H178ZM196 251H198V249H196ZM195 251V252H196ZM205 251V252H204ZM229 251H231V250H229ZM236 251V250H235ZM114 252V253H115ZM169 252H171V251H169ZM222 252H223V250H222ZM223 252V255H225V253ZM234 252V251H233ZM232 251H231V253H233ZM238 252V251H237ZM172 253V252H171ZM197 253V252H196ZM199 253V252H198ZM230 253V254H231ZM112 254V255H111ZM121 254V253H120ZM119 254V256L121 257V255L123 254V252H122V254L120 255ZM130 254V253H129ZM132 254V253H131ZM246 254V253H245ZM198 255V254H197ZM233 255V254H232ZM238 255V254H237ZM115 256V255H114ZM117 256V255H116ZM115 256V257H116ZM173 257V258H174ZM179 257V258H178ZM200 257H201V259H200ZM123 258H124V256H123ZM122 258V259H123ZM239 258V257H238ZM122 259H121V261H122ZM218 259V260H219ZM125 260V259H124ZM120 261V262H121ZM134 262V263H132V262ZM124 262V261H123ZM122 262V263H123ZM255 262V261H254ZM240 264V263H239Z\"/></svg>",
    "mask_w": 264,
    "mask_h": 264
},
{
    "label": "snow or ice",
    "instance_id": "snow-or-ice-1",
    "mask_svg": "<svg viewBox=\"0 0 264 264\" xmlns=\"http://www.w3.org/2000/svg\"><path fill=\"white\" fill-rule=\"evenodd\" d=\"M59 15V11L57 10L56 13L52 14L48 21V25L46 28V32L48 34V41H47V46L49 48V55L50 57L54 60L55 59V54H56V49L58 47L56 40L58 36H62V32H60L61 27L64 26L63 20L57 19V16ZM51 29V32H48V29ZM50 67L55 70V64L52 63L50 64Z\"/></svg>",
    "mask_w": 264,
    "mask_h": 264
}]
</instances>
